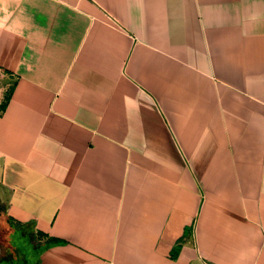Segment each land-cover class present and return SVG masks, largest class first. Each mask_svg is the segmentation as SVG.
<instances>
[{
    "label": "crops",
    "instance_id": "crops-1",
    "mask_svg": "<svg viewBox=\"0 0 264 264\" xmlns=\"http://www.w3.org/2000/svg\"><path fill=\"white\" fill-rule=\"evenodd\" d=\"M4 100L0 264H264V0H0Z\"/></svg>",
    "mask_w": 264,
    "mask_h": 264
},
{
    "label": "rangeland",
    "instance_id": "rangeland-1",
    "mask_svg": "<svg viewBox=\"0 0 264 264\" xmlns=\"http://www.w3.org/2000/svg\"><path fill=\"white\" fill-rule=\"evenodd\" d=\"M16 251V252H15ZM15 251H12V250H2L1 251V254L3 255V254H5V258L7 259V260H14V258L15 257H20L21 256V253H20V248H18V249H16ZM29 264H32V255H31V257H30V262H29Z\"/></svg>",
    "mask_w": 264,
    "mask_h": 264
},
{
    "label": "trees",
    "instance_id": "trees-1",
    "mask_svg": "<svg viewBox=\"0 0 264 264\" xmlns=\"http://www.w3.org/2000/svg\"><path fill=\"white\" fill-rule=\"evenodd\" d=\"M4 106H5V100L0 103V110H2ZM0 245H6V243L2 241L1 238H0Z\"/></svg>",
    "mask_w": 264,
    "mask_h": 264
}]
</instances>
